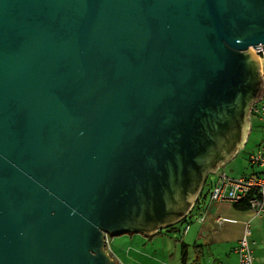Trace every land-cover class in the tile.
<instances>
[{"label":"water","instance_id":"1","mask_svg":"<svg viewBox=\"0 0 264 264\" xmlns=\"http://www.w3.org/2000/svg\"><path fill=\"white\" fill-rule=\"evenodd\" d=\"M257 44L264 0H0V264H118L105 235L185 216Z\"/></svg>","mask_w":264,"mask_h":264},{"label":"crops","instance_id":"2","mask_svg":"<svg viewBox=\"0 0 264 264\" xmlns=\"http://www.w3.org/2000/svg\"><path fill=\"white\" fill-rule=\"evenodd\" d=\"M263 139L264 137L261 141ZM255 171V168L250 167V170L239 175H250ZM203 188L204 184L201 190ZM191 210L196 214L191 216L190 221L187 222L189 228L184 233L191 242L185 243L200 244L202 250L198 261L192 262L194 253L192 251L190 254L189 249L185 264H237V255L232 251V248L241 237L245 225H248L250 229L248 239L253 250L254 264H264V214L256 215L249 208L237 209L229 202H208L206 196L198 202L193 201L187 213ZM202 213H204L203 220H197ZM218 216L222 218L220 223L216 220ZM111 257L118 264H122L112 254Z\"/></svg>","mask_w":264,"mask_h":264},{"label":"rangeland","instance_id":"3","mask_svg":"<svg viewBox=\"0 0 264 264\" xmlns=\"http://www.w3.org/2000/svg\"><path fill=\"white\" fill-rule=\"evenodd\" d=\"M248 138L244 145L238 149L233 156L221 162L218 167L207 174V184L215 173L225 171L231 176H237L244 171L250 170L248 156L264 137V125L254 114H249ZM208 186L204 185L203 194ZM191 215H188L190 214ZM195 212H188L186 219H179L167 227L161 229V233L149 237L153 234H143L139 232H124L114 236L110 235L108 244L105 243L104 250L121 261L122 264H181L180 242H188L183 228L189 222ZM195 216V215H194ZM111 253V254H110ZM190 254L192 250L190 248Z\"/></svg>","mask_w":264,"mask_h":264},{"label":"built area","instance_id":"4","mask_svg":"<svg viewBox=\"0 0 264 264\" xmlns=\"http://www.w3.org/2000/svg\"><path fill=\"white\" fill-rule=\"evenodd\" d=\"M259 48L250 46L259 61L260 74L264 80V46ZM264 89V82H263ZM250 114H254L258 120L264 125V90L261 98L257 100L250 108ZM248 163L256 171L250 175L231 176L225 171L215 173L207 192L208 202H229L234 203L245 199L248 208L254 214H264V139L249 153ZM204 213L197 220L202 221ZM217 222H222V218L218 216ZM189 225L183 228V234L188 230ZM250 229L245 225L241 237L233 246L232 251L237 255V264H254L253 250L250 246L248 235ZM108 236L105 235V243L108 244Z\"/></svg>","mask_w":264,"mask_h":264},{"label":"flooded vegetation","instance_id":"5","mask_svg":"<svg viewBox=\"0 0 264 264\" xmlns=\"http://www.w3.org/2000/svg\"><path fill=\"white\" fill-rule=\"evenodd\" d=\"M246 76L237 97L220 114L217 125L225 127L227 132V150L240 149L248 138V120L251 106L259 99L263 80L260 74L259 61L252 52L245 53Z\"/></svg>","mask_w":264,"mask_h":264},{"label":"trees","instance_id":"6","mask_svg":"<svg viewBox=\"0 0 264 264\" xmlns=\"http://www.w3.org/2000/svg\"><path fill=\"white\" fill-rule=\"evenodd\" d=\"M211 182H212V180H211ZM211 182H208L207 184H204V185H207L209 187L210 184H211ZM208 190H209V188L207 189V191L204 194H203V190H201L200 193H199V195H198V197H197V199H196V202L200 201L205 196L207 197ZM232 205L235 208H237V209H247L248 208V205H247L245 199L240 200L238 202H234V203H232ZM195 206H196V204H195ZM190 214H188V215H190ZM186 217L187 216H183L181 219L182 220H185ZM186 224H188V223L186 222ZM159 233H161V230H156L153 234L149 235V237H152L153 235H156V234H159ZM107 236L110 238V235H107ZM190 248H191V250L194 253V259L192 260V262H197L198 261V257L200 256V253H201V250H202V246L200 244H197V243H192V244L189 245V244H187L185 242H180V259H181V264H185L186 263L187 257H188V252H189V249Z\"/></svg>","mask_w":264,"mask_h":264}]
</instances>
